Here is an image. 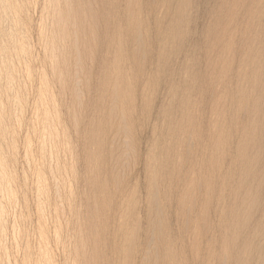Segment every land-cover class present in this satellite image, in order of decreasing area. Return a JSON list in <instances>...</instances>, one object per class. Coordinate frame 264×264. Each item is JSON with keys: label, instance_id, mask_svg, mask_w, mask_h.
Listing matches in <instances>:
<instances>
[{"label": "rangeland", "instance_id": "obj_1", "mask_svg": "<svg viewBox=\"0 0 264 264\" xmlns=\"http://www.w3.org/2000/svg\"><path fill=\"white\" fill-rule=\"evenodd\" d=\"M106 6L0 0V264H264V0Z\"/></svg>", "mask_w": 264, "mask_h": 264}, {"label": "bare ground", "instance_id": "obj_2", "mask_svg": "<svg viewBox=\"0 0 264 264\" xmlns=\"http://www.w3.org/2000/svg\"><path fill=\"white\" fill-rule=\"evenodd\" d=\"M95 3V2H94ZM102 5L104 6V12H105V15H104V19L107 17V15H108V13L106 14V8H107V0H102ZM97 6V5H96ZM100 7V6H99ZM118 7H119V10H122V6H121V2L119 3V5H118ZM102 14V13H101ZM103 15V14H102ZM117 16H118V21H119V23H122L123 22V14H121L119 11H118V13H117ZM103 17V16H102ZM101 17V18H102ZM107 19H109V18H107ZM109 23V22H108ZM109 25V24H108ZM106 26V28H109L110 26ZM113 28V27H112ZM108 39H107V41H106V46L108 47Z\"/></svg>", "mask_w": 264, "mask_h": 264}]
</instances>
